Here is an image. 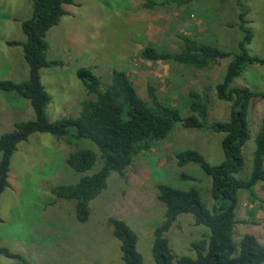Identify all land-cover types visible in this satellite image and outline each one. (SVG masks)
<instances>
[{
  "label": "rangeland",
  "instance_id": "obj_1",
  "mask_svg": "<svg viewBox=\"0 0 264 264\" xmlns=\"http://www.w3.org/2000/svg\"><path fill=\"white\" fill-rule=\"evenodd\" d=\"M162 6L147 10L143 0H74L67 14L48 34V60L61 65L42 71V81L51 97L47 116L51 121L75 118L81 104L95 100L77 76L88 68L101 81L111 82L114 70L125 71L139 96L150 102L148 86L166 105L178 108L188 117L187 94L196 90L206 98L209 120L226 122L231 104L217 99L216 86L222 82L227 62L214 63L198 71L173 62H152L141 58L147 47L160 52L178 53L183 47L179 36L186 35L227 52H237L242 34L238 27L240 7L248 10V27L254 39L249 53L264 59V0H195L185 8L155 0ZM31 0H0V80L22 82L28 78V66L21 46L23 21L32 17ZM235 87L247 86L264 91V69L248 68ZM30 102L9 93H0V136L12 131L18 122L32 120ZM264 120V100L250 105V137L243 147L244 170L237 177L250 178L256 150V137ZM224 135L211 131L184 129L178 124L164 140L135 154L123 173H113L106 190L90 204L86 224L74 218L75 204L58 199L52 190L77 183L81 177L102 168L98 149L89 141L58 139L50 134H33L21 143L10 169V186L0 197V248L22 256L28 264H125L120 242L113 236L110 217L123 219L138 236V251L145 264H154V231L166 212L159 200L160 185L179 189L196 188L212 209L211 179L198 165H178L176 155L185 150L199 151L211 165L224 160L221 143ZM89 148L98 155L95 167L85 174L74 172L67 160L71 152ZM1 158V156H0ZM194 177L182 181L181 174ZM235 241L253 234L264 244V183L253 193L240 191ZM209 230L195 224L192 215L178 218L167 234L173 251V264L184 256L196 257L192 244L207 239ZM0 264H24L0 256Z\"/></svg>",
  "mask_w": 264,
  "mask_h": 264
},
{
  "label": "trees",
  "instance_id": "obj_2",
  "mask_svg": "<svg viewBox=\"0 0 264 264\" xmlns=\"http://www.w3.org/2000/svg\"><path fill=\"white\" fill-rule=\"evenodd\" d=\"M31 1L32 17L21 24L26 40L8 42L11 47H22L28 78L22 82L0 80V93L29 101L34 118L16 123L12 131L0 136V197L10 186L11 163L18 146L28 142L33 134H50L70 141L86 140L98 149L103 162L98 172L81 177L75 184L52 190L58 199L74 202V218L78 223L86 224L91 215L90 204L106 190L110 176L123 173L132 164L135 154L166 139L178 124L188 130L220 133L224 135L221 143L224 160L220 164L211 165L196 150H185L176 155L179 166L198 165L211 179V196L215 203L212 209L194 187L179 189L166 184L158 187L159 200L165 205L166 212L162 224L154 231V264H173L174 255L167 234L182 215H192L196 225L209 230V237L192 244L195 258L181 257L178 264H264V244L257 236L245 234L238 243L235 241L239 193L244 190L252 194L257 184L264 183V120L256 137L251 176L245 181L237 177L245 166L242 151L250 137V105L255 100H264V91L233 86L248 68L259 65L264 69V59L252 56L248 50L254 39V33L248 27V10L241 5L238 23L231 26H237L242 34L237 52H227L181 35L183 47L178 53L147 47L141 54L146 61L173 62L198 71L207 70L217 62H227L223 80L216 86V94L219 101L231 104L228 121L211 123L206 98L196 90L188 91L191 115L184 118L178 108L164 104L150 85V102L143 100L125 71L114 70L110 84L103 87L100 79L84 67L77 71V76L96 99L84 101L78 117L51 121L47 116L51 97L43 84L42 71L61 64L48 60L50 45L47 37L67 14L66 6L74 4V0ZM143 1L147 10L163 5L155 0ZM194 1L168 0L166 4L185 8ZM97 160L95 151L83 148L71 152L67 163L74 172L85 174L95 167ZM179 177L182 181L194 180L185 173ZM108 224L120 242L122 261L125 264H145L138 251L135 231L116 216L110 217ZM0 256L28 264L22 256L7 248H0Z\"/></svg>",
  "mask_w": 264,
  "mask_h": 264
}]
</instances>
